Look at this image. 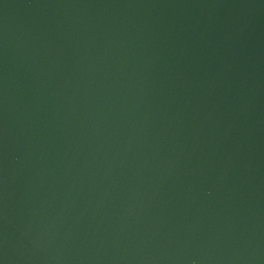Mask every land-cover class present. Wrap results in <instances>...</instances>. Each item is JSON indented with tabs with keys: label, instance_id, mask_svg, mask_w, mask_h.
<instances>
[{
	"label": "water",
	"instance_id": "water-1",
	"mask_svg": "<svg viewBox=\"0 0 264 264\" xmlns=\"http://www.w3.org/2000/svg\"><path fill=\"white\" fill-rule=\"evenodd\" d=\"M0 264H264V0H0Z\"/></svg>",
	"mask_w": 264,
	"mask_h": 264
}]
</instances>
